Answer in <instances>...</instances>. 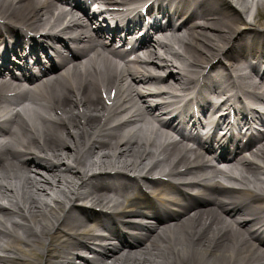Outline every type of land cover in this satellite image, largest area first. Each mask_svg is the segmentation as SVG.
Returning a JSON list of instances; mask_svg holds the SVG:
<instances>
[{
    "label": "bare ground",
    "instance_id": "1",
    "mask_svg": "<svg viewBox=\"0 0 264 264\" xmlns=\"http://www.w3.org/2000/svg\"><path fill=\"white\" fill-rule=\"evenodd\" d=\"M210 1L215 9H225L220 4L224 0ZM234 1L242 6L244 13L249 12V16L251 15L250 8L255 7L252 4L256 5L255 17L258 18L259 9H262L264 14V0ZM21 4L25 5L24 9L27 6H34L33 11L28 12L27 15H33V18L38 20H46L51 14V7L54 6L53 2L47 0H0V7H7L0 16L21 18L22 22L29 23L27 18L18 15V11H16ZM56 9L61 11L57 6ZM61 14L58 12L57 15ZM39 16L41 17L39 18ZM52 21L53 19L45 21L46 25L54 24ZM239 22H242V19L236 16L232 17L225 38L229 34V30L231 35L228 40L242 27L244 31L237 38L235 44H242L244 36L248 34L251 38L261 36L264 40V17L258 18V20H243L244 24L240 26L237 24ZM213 25L215 24L212 21L193 24L185 34L178 33L171 37L180 45H185V48L186 44L190 48L188 41L193 38L195 41L191 51H195L201 47L199 44L210 42L211 37L207 38L206 35H212L210 28L214 27ZM77 32L83 34L81 30H77ZM235 49L238 50V45ZM211 50L213 51L210 53L212 57L211 59L210 56L205 57V62L219 57V54L215 52L218 50L217 48L211 47ZM233 53L228 52L226 56L233 58ZM106 57H100L102 65L108 69L114 68L112 61ZM229 62L233 65L232 61L229 60ZM216 63L221 62L217 60ZM91 67V63L86 66L89 69L87 75L91 78L86 79V81L82 80L85 85L84 94L79 87L82 86L79 80L83 71L76 68L70 70V75H67L70 78L67 83L70 84L72 81L77 89L75 92L72 86L62 83L57 85L56 81L51 82L48 84L49 86L44 87L49 91L53 100L51 104L44 103L40 107L38 105L35 107L25 106L20 109L6 107L0 112L2 114L3 111L10 110V113L0 120L5 121L7 119L5 123L14 126L11 131V135L14 136L8 140H0V147L22 145L27 150V154L31 156L30 159L23 158L14 153L11 154L12 157L6 156L4 159L3 156L0 158V264H75V258H80L83 261L79 264H230L232 260H234L233 264H248L261 259L264 250L253 242V239L257 237L256 232L249 223L234 216V210H229L230 205L221 201L220 198H210L211 206L199 208L191 213L187 219L169 225L166 231L173 235V243L170 240V235L169 240L166 241L168 236L165 235L164 230L151 227L147 235L141 237L136 244L128 246L129 248L136 246V248L124 249L121 243L106 242L102 256L95 255L91 259L86 257V251H95L93 250L95 245L91 242L105 238L102 230L108 229L109 224L102 217L75 206L77 199L87 198L93 204L100 202L113 206L121 205L119 210L126 209V204L128 206L134 205L141 213L145 212L144 208L147 206V201L139 196L128 197L125 203H121L120 197L124 195L122 191L114 192V197L104 196L101 192L103 179L107 180V187L127 184L121 181L123 178L121 173L100 177L96 174V170L92 169L97 166H104L118 172L125 171L121 168H127L138 172L144 169L147 173L153 162V158L150 157L155 156V150L145 149L144 140L147 129L151 133H156L154 142L156 150L160 147L158 145L162 138L171 139L169 132L157 126L149 129L150 123L146 114L144 110L139 109L142 107L136 102L130 107L131 109L125 104L117 103L116 109H121V112L127 116L118 119H124L123 121H113V123L118 122L117 127L108 131L104 130V132L103 130H96L98 125L91 132L90 129H93V124L98 119V113L103 108L102 98L96 90V87L98 89L97 80H94L90 72ZM237 69L244 84L255 85L258 88L264 84L263 76L258 79L241 66H238ZM117 74H109L108 78L111 81L118 79L119 72ZM100 76L106 85L105 82L108 80L104 79V74H100ZM216 76L223 83L228 82L225 72H217ZM4 78V76L0 77V88L8 84ZM63 82L65 83V79ZM126 89L129 91L131 88L122 82L119 90L120 93L122 91L125 93V98L131 94ZM137 93L140 95L139 97L144 98L143 91ZM79 96H82V99H78ZM82 100L85 101L88 126L83 123L80 125L76 118L77 113L79 114L81 111ZM111 112L112 110H107V117L115 118L116 115ZM122 126L125 129L124 135L119 134V128ZM154 127L156 128L154 129ZM7 129L10 128L7 127ZM27 129L32 133L31 136H29ZM33 135H37V137L35 138ZM113 147L114 150H111ZM181 147H184L183 143L173 141L166 148L168 150L167 155L175 152V150L179 151ZM259 153L264 154L263 143L257 153L251 155L255 156ZM192 155H197V158L190 165L205 161L206 165L203 167L210 168L212 162L196 151L183 157L184 165L188 164ZM241 159L244 170L246 171L248 168L247 171L253 173V182L256 184L254 186L261 188L260 173L258 170H249L251 169L250 158L243 157ZM256 163L257 169L264 170V158L256 160ZM187 172L196 173L197 169H191ZM230 173L241 175L237 165L230 162L224 164L220 169H211L210 173L195 174L194 176L198 178L208 175L205 180L206 190L203 192L209 195L213 191L221 192V189L217 190L212 187L218 183L215 178L220 176L231 178ZM241 177L249 182L251 180L246 176L241 175ZM155 183L149 182L148 184ZM160 187L154 185V190L160 192ZM21 190L24 191L21 196L25 195L23 201L19 198ZM261 190L264 191V188ZM170 201L175 200L170 199ZM5 204H8L9 207H6ZM67 207L70 209L66 211ZM191 207L190 202L181 206L187 211ZM260 207L264 208V203H261ZM221 212L229 214L233 218H225ZM195 226L197 227L196 230L194 229ZM110 235H114V232L110 231ZM228 237L234 240L233 248L228 245ZM76 247H82L84 251L79 250V254L74 257L71 249ZM247 255L251 256L248 257Z\"/></svg>",
    "mask_w": 264,
    "mask_h": 264
}]
</instances>
